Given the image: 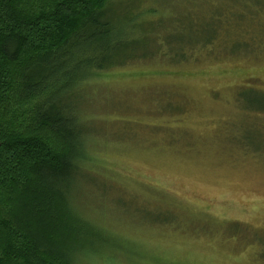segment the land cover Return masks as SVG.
I'll return each mask as SVG.
<instances>
[{"label":"rangeland","instance_id":"1","mask_svg":"<svg viewBox=\"0 0 264 264\" xmlns=\"http://www.w3.org/2000/svg\"><path fill=\"white\" fill-rule=\"evenodd\" d=\"M209 1L142 3L180 26L175 42ZM151 60L87 90L77 202L100 243L82 264H264V109L245 97L264 103V58Z\"/></svg>","mask_w":264,"mask_h":264},{"label":"trees","instance_id":"2","mask_svg":"<svg viewBox=\"0 0 264 264\" xmlns=\"http://www.w3.org/2000/svg\"><path fill=\"white\" fill-rule=\"evenodd\" d=\"M142 1L0 0V264H82L100 243L77 202L90 86L154 58H264V0H211L175 42L180 26Z\"/></svg>","mask_w":264,"mask_h":264}]
</instances>
